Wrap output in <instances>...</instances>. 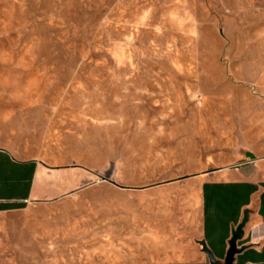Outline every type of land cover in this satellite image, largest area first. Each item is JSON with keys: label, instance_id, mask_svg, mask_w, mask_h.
Here are the masks:
<instances>
[{"label": "rangeland", "instance_id": "374dc122", "mask_svg": "<svg viewBox=\"0 0 264 264\" xmlns=\"http://www.w3.org/2000/svg\"><path fill=\"white\" fill-rule=\"evenodd\" d=\"M1 153L78 191L0 212V264L139 259L198 175L264 180V0H0Z\"/></svg>", "mask_w": 264, "mask_h": 264}, {"label": "crops", "instance_id": "0c3cea01", "mask_svg": "<svg viewBox=\"0 0 264 264\" xmlns=\"http://www.w3.org/2000/svg\"><path fill=\"white\" fill-rule=\"evenodd\" d=\"M0 212L21 210L31 204L54 203L75 194L76 175H71L74 165L62 167H42L37 161H15L0 154ZM111 171L106 173L109 179ZM224 171H213L197 176L200 183L201 210L195 217L182 212L178 220L152 228L141 237L139 259H118L82 262H40L31 264H210L202 251L205 242L218 260L226 256L232 232L241 223L244 213L249 214L245 237L239 247L245 251L236 257L235 264H264V180L256 181L253 176L238 180H227ZM81 182L86 184L84 178ZM83 184V185H84ZM234 185L236 193L243 185L256 186L249 202L240 209L224 213L214 206L206 213V187ZM218 195V194H217ZM216 200L220 196H215Z\"/></svg>", "mask_w": 264, "mask_h": 264}, {"label": "trees", "instance_id": "16d2710c", "mask_svg": "<svg viewBox=\"0 0 264 264\" xmlns=\"http://www.w3.org/2000/svg\"><path fill=\"white\" fill-rule=\"evenodd\" d=\"M234 187V185L206 187V213L214 206H218L226 214L232 213L240 209L242 203L247 205L250 195L257 190L256 186L243 185L242 191L236 193ZM215 196H220V199L216 200Z\"/></svg>", "mask_w": 264, "mask_h": 264}, {"label": "water", "instance_id": "95a60500", "mask_svg": "<svg viewBox=\"0 0 264 264\" xmlns=\"http://www.w3.org/2000/svg\"><path fill=\"white\" fill-rule=\"evenodd\" d=\"M248 223L249 214L248 212H245L241 223L232 232V237L228 242L229 248L226 252L223 264H235L236 257L245 251L246 247H239V243L244 240L245 229ZM200 245L202 246L203 253L207 255L210 264H222L221 261L217 259L214 252L210 248H208L205 242H201Z\"/></svg>", "mask_w": 264, "mask_h": 264}]
</instances>
